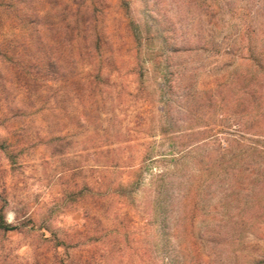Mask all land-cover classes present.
<instances>
[{"label": "rangeland", "instance_id": "rangeland-1", "mask_svg": "<svg viewBox=\"0 0 264 264\" xmlns=\"http://www.w3.org/2000/svg\"><path fill=\"white\" fill-rule=\"evenodd\" d=\"M0 211V264H264V0H0Z\"/></svg>", "mask_w": 264, "mask_h": 264}, {"label": "trees", "instance_id": "trees-1", "mask_svg": "<svg viewBox=\"0 0 264 264\" xmlns=\"http://www.w3.org/2000/svg\"><path fill=\"white\" fill-rule=\"evenodd\" d=\"M256 64H257L258 68L262 72V68H261L262 66L259 64V61ZM179 166H180V164H179ZM177 169H178V167H176V169H175V171L173 173L174 175L176 174ZM188 192L185 191L183 193L185 197H186V195L188 196ZM187 199H188V197H187ZM12 230H17V226L12 225L9 222H7L6 219H5V216H4L3 212L0 211V231H2V232H9V231H12ZM201 258H202V255L200 253H197V254L194 253L189 259H184L185 261H183L182 264H193V262H195V264H200V262H198V261H200ZM187 261L189 263H186Z\"/></svg>", "mask_w": 264, "mask_h": 264}]
</instances>
